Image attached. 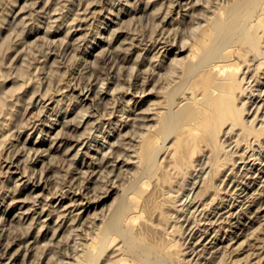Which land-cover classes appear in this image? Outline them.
<instances>
[{
    "label": "rangeland",
    "instance_id": "obj_1",
    "mask_svg": "<svg viewBox=\"0 0 264 264\" xmlns=\"http://www.w3.org/2000/svg\"><path fill=\"white\" fill-rule=\"evenodd\" d=\"M193 1L0 0V264H73L111 209L127 201L128 186L141 184L135 147L155 127L156 110L177 84L173 81L182 80L194 38L190 34L213 16L208 0ZM213 1L217 6L231 0ZM194 17L200 24L190 23H196ZM257 68L250 62L240 70L242 86L250 87L236 105L245 103L243 120L260 127L264 68ZM186 91L174 102L183 103ZM225 130L221 155L229 161L220 173L209 177L206 151L176 175L167 170L169 193L162 198L167 213L159 233L141 229L147 213L136 220V230L146 239L176 251V261L168 264H227L245 255L264 232V135L245 147L246 142L236 144L238 130ZM171 139L156 156L159 174ZM201 182L211 183V190L203 193L207 185ZM147 183L144 195L153 190ZM106 253L91 264H104ZM260 261L264 264V258Z\"/></svg>",
    "mask_w": 264,
    "mask_h": 264
},
{
    "label": "bare ground",
    "instance_id": "obj_2",
    "mask_svg": "<svg viewBox=\"0 0 264 264\" xmlns=\"http://www.w3.org/2000/svg\"><path fill=\"white\" fill-rule=\"evenodd\" d=\"M208 1L207 4L209 5L212 4L215 6L214 7L211 5L212 7H210V9H213L214 11L213 16L211 18V14H209L210 18L209 19L207 18L208 19L207 21H205L206 19L203 20V22L205 21V24H203L201 27L199 25L200 27L199 29L198 27H196L198 31L195 34H194L195 31L194 32L191 31L192 28L190 30V32H192V34L190 35L194 36V38L192 37L193 38L192 44L189 43L191 45L190 58L189 60H187L188 61L187 63L185 62L186 63L185 65L183 64L184 65L183 67L181 66L182 70L180 73H182L181 76L183 75V77H181L182 80L179 79V82L173 81V83L175 84L177 83V84L175 85V87L172 86L173 88L171 87L170 88L171 90H168L169 92L167 91L166 95L163 96L164 100L162 101V105L160 104L159 109L156 110V112L157 111L158 112L155 117L157 123V124L155 123L156 125L154 124L155 127H153V129H149V130L147 129L148 131L145 135L143 129L142 131L144 133L141 134V136L143 135L144 136L143 137L140 136L142 139L138 137L139 135L137 136L138 138H140V141L138 142L140 145L136 143L138 144V146L135 147L137 151L134 150L136 154L132 151L133 149H135L133 146L136 144L131 146L132 150L131 147H129L130 150L133 152V157H135L134 160L135 161L137 160L135 162L134 160L131 159L132 161H130V163L135 162L138 164V167L141 170L140 174L142 173L141 175H143L144 177L140 175L138 176L137 179L139 180V177L140 178L143 177L144 178L143 181L141 182V184H139L140 186L139 185L137 186L136 185L137 183L136 184L133 183L128 186L131 189V191L125 190L126 193L124 192L125 196L128 194L127 198L124 196V198L127 199V201L125 200L124 202L123 200L122 203L117 204V206L115 205L114 208L111 209L110 211L111 213L110 216L108 215V219H106L104 223L102 221V225L99 226L100 229H98L99 227L97 228L99 231L96 230L97 233L95 232V230L93 231V233H96V235L94 234L95 236L92 237L94 239L91 241L87 251L83 255L79 254L82 257L78 258V260L76 258H73V260H75L73 264H89V263L91 264L92 262L99 260L98 258H100L106 251L107 253L105 254V258L103 260L105 262L104 264H168L169 262H175L177 259L175 254L176 251L171 249L172 246L171 247L169 245L166 246V244H163V242L160 240L155 241L151 239H146L144 237L145 234L143 232L141 231L139 232L136 230L137 218L141 217L143 213H147L148 218L145 219L146 221H143L145 222L144 224L141 223L142 228L141 227L140 228L143 229V231L144 230L147 232L151 231L153 233L159 231L158 226L159 224L160 225L163 224L167 213V212L165 213L166 202L162 198L164 195L169 193L166 187L170 183V173H173L175 175L177 173H180L184 168L187 167L189 161H191L195 156H197L201 152L206 151L209 153L207 154L209 155V157L206 158V159L208 158L210 159V166L212 167V173H211L212 175L209 177H215L218 173H220V170L223 169L224 166L229 161V158L223 157L224 155H221L222 147L220 144L221 143L220 137L222 136L221 134L223 133L224 129H226L225 134H228L227 132L231 133L232 131L235 132V130L236 131L238 130V132L235 133V137L237 134L236 144L239 145L241 143L242 145V143L246 142V145H244L245 147H248L247 144L250 143L249 141L258 140L264 135V126L257 127V125H253V124L248 125L249 122L246 123V121L243 120V113H244L243 105L245 103H243L240 100V102H242L241 105L240 106L236 105V100L238 99V97L245 94L244 90H247L248 87H250V85L248 87H243L244 85L242 86V83L245 79L241 80L244 76H241L242 78L240 77L241 75L240 70L243 67L250 65V62H255L256 67L258 66L259 68V69L257 68L258 70L253 69L254 71L257 70L256 72H261L260 69L264 68V0H231L228 1L229 3L227 2L224 3L226 5H220L216 2L217 6L220 5L218 7L216 6V4L210 3L211 0L209 2ZM193 2H194L193 4H195V2L196 4H198L197 2L200 1L197 0ZM212 2L214 1L212 0ZM191 5L192 4H190V6ZM194 6L195 5H193V7ZM213 7L216 9H214ZM210 9L208 10L211 11L210 13H212V10ZM194 10L195 9L193 8V11ZM197 17H199V15ZM204 17H206V15ZM196 21L198 20L195 19V22ZM190 23L200 24V22L194 23V20ZM193 24L191 25L193 26ZM181 43L186 44V42L184 41ZM184 44L181 47L185 49L186 45L184 46ZM189 44L187 46H189ZM251 66L249 68H251ZM247 71L249 72L250 70ZM244 74L246 73L244 72ZM250 74H252V72ZM257 76H259V74ZM257 78L259 79V77ZM144 81H147V79ZM169 84H171V82ZM184 87L187 91L184 89ZM184 91L189 92L188 94L189 97L185 96L187 98L186 99L184 98L185 101L182 100L183 103L182 102L175 103L174 98L180 95V93L184 94ZM260 94H262V92ZM258 107L260 109L261 105L260 106L258 105L257 108ZM174 108H176V110H174ZM160 109H163L164 111H161ZM150 110L152 109L150 108ZM259 111H257L256 114H258ZM143 116L146 115L144 114ZM260 116H261L260 117L261 120L263 121L262 119L263 115ZM143 120L141 119L140 121ZM149 120H151V118ZM252 120L253 122H255L254 116ZM250 122L252 121L250 120ZM135 125L138 126L139 124H135ZM140 126L142 127L143 125L142 124L139 125L138 128H141ZM227 128L229 131H227ZM169 137H172L171 139L172 142L169 145L170 151L169 153L167 152L168 154L166 157L167 159L166 165L163 169H161V172L159 174L157 172L159 170V163H157L158 160L156 159V156H158L161 153L163 154V150H161V148L164 146V142ZM131 140H133V138H131ZM158 140L161 141L162 144L160 143L157 145ZM234 141L235 140H233L232 142ZM122 143L124 146L125 145L124 142H121V144ZM113 144L116 147V144L115 143ZM121 144L119 143L117 144L120 146V149L122 147ZM137 147H139V149ZM163 148H165L164 150H166V147ZM247 149L248 148H246V150ZM160 150L162 152H160ZM113 152L111 150V153ZM108 153H109L108 155H111L110 151H108ZM116 154H118V152ZM116 154L113 155L115 156ZM122 154L119 152L118 155L121 157ZM131 155L132 154L129 155V158ZM242 155L244 157L245 153ZM117 156H115L116 159ZM250 156L251 154L249 155V157ZM163 158H165V156L162 157L161 160L160 159L159 160L162 161ZM256 159L257 158H255V160ZM127 160L125 161L129 163V159ZM205 163L207 167L209 163L207 162ZM135 167L138 168L137 166ZM111 170L108 171V173L106 174L107 176L109 172H111ZM167 170L170 172V173L168 172L169 175L166 173ZM118 176H116V179ZM114 178H115V174H114ZM213 180L214 179L212 178V180L210 179L209 181L213 182ZM110 181H111L110 183H113V180ZM147 182L151 183L153 190L152 192H148L146 195H144L145 186L148 184ZM204 184H206V182L205 183L203 182V184L201 182V185ZM210 184L207 183L206 188L202 189L204 190L203 193L210 189L211 187ZM126 189L128 190V188ZM163 190H165L164 193ZM198 191L200 190L198 189ZM203 195L201 194L200 196ZM193 198L195 199V196ZM72 204L73 203L71 202L70 206ZM200 204L202 203L200 202ZM61 207L64 208V206ZM227 207L229 206L227 205ZM63 208H61V211L67 207H65L64 209ZM28 210L27 212L25 210V212L28 213ZM43 210L44 209L42 208L41 213ZM55 213L57 214V212ZM61 214H58L57 217L60 215V217L58 218H62ZM64 214H62V216H66ZM217 215L218 213L216 214V216ZM76 216H78V214ZM211 222L213 223L214 221ZM69 230H73V229L69 228ZM158 233H154V234H158ZM118 238H120V241L117 242ZM258 238L256 237L255 240H252L253 244L251 243V246L247 250H245L246 251L245 255L238 258H234L229 262L226 259L224 260H226L227 264H258L260 259L264 258V232L262 233L260 239ZM84 251L85 250H83V252ZM230 252L232 251L230 250ZM225 256L227 257V255ZM221 260L223 261V258Z\"/></svg>",
    "mask_w": 264,
    "mask_h": 264
}]
</instances>
